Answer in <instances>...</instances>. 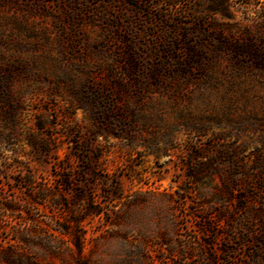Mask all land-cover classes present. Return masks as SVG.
<instances>
[{"label":"rangeland","instance_id":"rangeland-1","mask_svg":"<svg viewBox=\"0 0 264 264\" xmlns=\"http://www.w3.org/2000/svg\"><path fill=\"white\" fill-rule=\"evenodd\" d=\"M0 264H264V0H0Z\"/></svg>","mask_w":264,"mask_h":264},{"label":"trees","instance_id":"trees-1","mask_svg":"<svg viewBox=\"0 0 264 264\" xmlns=\"http://www.w3.org/2000/svg\"><path fill=\"white\" fill-rule=\"evenodd\" d=\"M202 54H203V52H202ZM193 55H194L195 58H196V57H199V58L201 57V55H200V51L194 52ZM257 61H261V60L259 59V60H257ZM76 245L79 246L78 243H76Z\"/></svg>","mask_w":264,"mask_h":264}]
</instances>
